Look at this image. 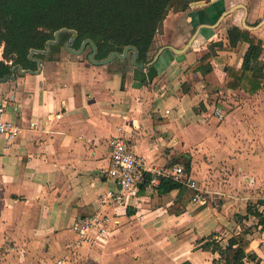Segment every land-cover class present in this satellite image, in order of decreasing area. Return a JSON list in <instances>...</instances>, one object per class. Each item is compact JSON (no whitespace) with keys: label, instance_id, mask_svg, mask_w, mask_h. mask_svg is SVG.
Instances as JSON below:
<instances>
[{"label":"crops","instance_id":"crops-1","mask_svg":"<svg viewBox=\"0 0 264 264\" xmlns=\"http://www.w3.org/2000/svg\"><path fill=\"white\" fill-rule=\"evenodd\" d=\"M233 25L241 28V40L217 51L212 64L218 79H225L227 65H242L248 32L263 40L257 74L264 75V0H199L169 12L150 50V61L157 58L144 69L132 64L131 52L98 65L86 49L77 54L63 46L43 57L33 54L41 68H23L0 82L4 119L21 126L13 140L0 134V264H67L80 250L106 264L135 257L140 264H223L229 240L252 223L241 255L248 264L264 262V229L247 214L251 197L264 209V88L252 95L214 91L191 69L211 44L229 45ZM196 31L186 51L173 49L183 48ZM120 134L148 167L173 171L182 155H190L187 178L201 197L174 212L169 207L180 189L161 192L147 180L138 198L125 194L122 205L105 208L109 236L76 247L74 221L95 215L101 195L117 190L106 170L111 140ZM221 165L230 170L227 179L204 187L200 178L211 182ZM201 204L205 208L195 211ZM209 239L216 249L201 247Z\"/></svg>","mask_w":264,"mask_h":264},{"label":"trees","instance_id":"trees-1","mask_svg":"<svg viewBox=\"0 0 264 264\" xmlns=\"http://www.w3.org/2000/svg\"><path fill=\"white\" fill-rule=\"evenodd\" d=\"M195 1L199 0H0V78L12 74L14 65L38 69L37 60L30 57L31 51L47 49V42L55 39V32L62 28L68 30L60 34L57 43L51 44L50 54L59 52L70 39L72 32L69 30H76L71 46L79 49L85 39H92L97 47V59L105 58L113 51L123 52L125 47L133 45L138 50V61L149 62L155 36L169 12L185 11ZM241 33L239 26L229 27V45L211 44L210 50L191 67L201 72L206 88L214 91L243 90L250 95L264 88V75L257 74L261 67L259 54L263 40L251 32L246 36L249 46L242 65H227L223 81L216 75L212 60L217 51L234 49L241 40ZM130 52L133 53L132 50ZM34 54L43 57L46 53ZM261 71L264 72V67ZM186 166L189 169L190 161ZM175 188H179L180 193L169 207L174 212L186 207L195 195V191L185 183L161 176L158 185L161 192ZM260 205L259 202L249 204L247 214L255 216L257 224L264 229V209L261 210ZM236 216L243 218L241 214ZM250 233L252 230L245 228L229 240L226 246L228 256L222 259L223 264H235L242 258V249L248 248L251 242ZM217 246L214 239L201 244L202 248L210 250Z\"/></svg>","mask_w":264,"mask_h":264},{"label":"built area","instance_id":"built-area-1","mask_svg":"<svg viewBox=\"0 0 264 264\" xmlns=\"http://www.w3.org/2000/svg\"><path fill=\"white\" fill-rule=\"evenodd\" d=\"M4 112L5 107L1 105L0 134L6 135L9 140H13L20 134L21 126L16 122L4 119ZM217 113L222 114L221 109H217ZM111 147V161L106 173L115 180L117 190H109L101 195L102 208L95 215L79 217L74 221L72 230L76 234L74 242L76 247L94 236H109L111 216L104 211L105 208L122 205L125 194L138 198L140 187L147 180L153 185H159L161 176H172L175 180L186 183L188 187L196 191L193 201H198L201 197L199 186L194 180L187 178L188 175L184 166L176 165L173 171L160 167H148L144 159L130 147L127 137L122 134L111 140ZM235 264L248 263L245 262V257H242Z\"/></svg>","mask_w":264,"mask_h":264},{"label":"water","instance_id":"water-1","mask_svg":"<svg viewBox=\"0 0 264 264\" xmlns=\"http://www.w3.org/2000/svg\"><path fill=\"white\" fill-rule=\"evenodd\" d=\"M230 12V9H227L225 11H223V13L220 15L218 21L212 25L215 26L217 25L225 15H227ZM67 28H62L59 29L55 32V39H51L47 42V49L45 50H32L30 53V57L34 58L37 60L38 62V66L41 68L42 63H41V58L35 57L33 54L34 53H47L50 50V46L52 43H57L59 41L60 38V34L64 31H67ZM72 32V36L70 37V39L64 44L65 48L68 49L69 51L73 52V53H77L80 54L82 52L85 51V49L90 46L91 47V52L88 53V59L89 61H91L94 64H107L112 62L113 60H115L116 58L118 59H127L129 57L130 51H133V54L131 56V61L132 64L134 66H136L137 68L140 69H144L147 65L153 64L157 58V56L154 58V60L145 63V62H139L138 61V50L135 46L133 45H129L127 47H125L123 52H119V51H113L111 52L107 57L102 58V59H97L96 58V54H97V47L95 42L92 39H85L81 45V47L79 49H75L73 48L71 45L77 35V31L76 30H69ZM197 35V31L196 33L193 35V37L188 41V43L183 47V48H173L177 53H183L184 51H186L188 49V47L191 45L193 39L195 38V36ZM166 47L161 48L160 52H162ZM13 73L12 74H6L4 77L0 78V82L3 81H7L9 78H15L17 75V72H23L25 71L21 65H14L13 68ZM31 71V70H29Z\"/></svg>","mask_w":264,"mask_h":264},{"label":"rangeland","instance_id":"rangeland-1","mask_svg":"<svg viewBox=\"0 0 264 264\" xmlns=\"http://www.w3.org/2000/svg\"><path fill=\"white\" fill-rule=\"evenodd\" d=\"M253 19V18H252ZM258 19H256L255 21H257ZM262 29H264V28H262ZM259 30V31H263V30ZM159 45L160 44H156V46H155V48H154V53L158 50V48H159ZM86 52L87 53H90L91 52V47L90 46H88L87 48H86ZM229 147V146H228ZM241 152V151H240ZM246 152V151H245ZM251 151H249V153H250ZM207 157L208 156H206V155H204V158L205 159H207ZM192 159H191V156L189 155V156H187V155H182L181 156V158L179 159V161L177 162V163H179V164H181V165H183L185 168H186V170H187V172L188 173H191V171H192V167H193V163H192V166H190L189 167V169H187V166H186V164H187V162L188 161H190V165H191V161ZM203 159H201L200 158V160L199 161H197L198 163H200L201 161H202ZM226 169H224L223 168V166L221 165L220 167H218V169H219V172L218 173H216L215 175H213V172H212V175H211V182H209L208 181V179L210 178V176L206 179V180H204V177H202V178H200V180H201V182H203V184H204V187H205V185H207L206 187H208V185H210L211 184V186H215L216 184H217V180H221V182H224V180L225 179H227V174L228 173H230V170H229V168L227 167V166H224ZM201 177V176H200ZM205 182H206V184H205ZM214 184H213V183ZM218 183H220V181H218ZM218 185V184H217ZM203 186V185H202ZM218 188H214V189H220L219 188V186H217ZM250 189L249 188H246L245 189V191H249ZM252 194H256L255 192H254V190L252 191H250ZM247 198H249V197H246V199ZM252 204V203H254V201H252V197L251 198H249V200H248V204ZM203 208H205V206L204 205H202L201 204V206H199V207H197L196 209H195V211L196 210H201V209H203ZM210 209L209 208H207L205 211L206 212H204L203 214H202V217H207L208 215H209V213H210V211H209ZM198 212V211H197ZM254 226H255V223H252L251 225H248V224H246L243 228H247V229H250V230H254ZM99 240V239H98ZM103 242H102V244L104 243V241L105 240H102ZM4 248H2V250H3ZM119 255V254H118ZM130 256H131V254H129ZM128 255V256H129ZM129 256V257H130ZM117 257H119V256H117ZM127 256H124V258H126ZM134 259H136V260H134ZM132 258V259H130L129 260V258H126V259H124V261L122 262V260L120 261L119 260V262H117L116 264H140V263H137V262H135V261H137V258L135 257V258ZM96 259H94V258H92V257H90L88 254H84V250H80V252H77V254L75 255V258H73L71 261H70V263H67V264H106V262H107V260L105 261H103V263H101V261L100 262H97V260L95 261Z\"/></svg>","mask_w":264,"mask_h":264}]
</instances>
